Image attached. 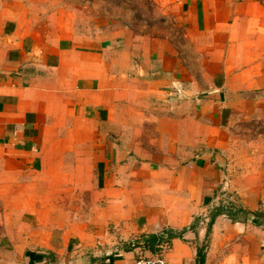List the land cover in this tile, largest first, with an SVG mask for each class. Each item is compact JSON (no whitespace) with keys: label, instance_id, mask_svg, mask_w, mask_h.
<instances>
[{"label":"crops","instance_id":"obj_1","mask_svg":"<svg viewBox=\"0 0 264 264\" xmlns=\"http://www.w3.org/2000/svg\"><path fill=\"white\" fill-rule=\"evenodd\" d=\"M44 1L0 0V264H264V216L207 237L264 213V0Z\"/></svg>","mask_w":264,"mask_h":264},{"label":"rangeland","instance_id":"obj_2","mask_svg":"<svg viewBox=\"0 0 264 264\" xmlns=\"http://www.w3.org/2000/svg\"><path fill=\"white\" fill-rule=\"evenodd\" d=\"M43 3L56 8L61 5L73 7L82 16L88 18L90 25H97L100 28L106 25L115 27L117 23L119 25L133 23L134 25L142 24L143 27L150 30L154 25L160 24V20L153 17L152 5L148 0H47ZM251 129L253 131L250 132V135L246 133L242 137L261 139L262 146L254 149L256 152L264 154V123L256 124V127H251ZM225 206H229V204ZM260 214L261 217L264 216V213L260 212ZM249 216L251 215L240 216L239 220H247Z\"/></svg>","mask_w":264,"mask_h":264},{"label":"trees","instance_id":"obj_3","mask_svg":"<svg viewBox=\"0 0 264 264\" xmlns=\"http://www.w3.org/2000/svg\"><path fill=\"white\" fill-rule=\"evenodd\" d=\"M227 215L232 221H238L240 216H244V215H254L255 217H261L260 212H249L246 209H244L241 206L235 205V204H229V206H222L220 208H217L216 210H214L211 214L210 217V222H209V226H208V235L207 237L210 235L211 233V229L213 226V223L215 222V219L219 216V215ZM173 236H177L175 235H171V237ZM155 241H149L146 243V245H151L153 244ZM205 246L202 248H198V253H197V264H205V259H206V255H205Z\"/></svg>","mask_w":264,"mask_h":264},{"label":"built area","instance_id":"obj_4","mask_svg":"<svg viewBox=\"0 0 264 264\" xmlns=\"http://www.w3.org/2000/svg\"><path fill=\"white\" fill-rule=\"evenodd\" d=\"M134 264H169L168 261L160 256H152V257H140L135 260Z\"/></svg>","mask_w":264,"mask_h":264},{"label":"water","instance_id":"obj_5","mask_svg":"<svg viewBox=\"0 0 264 264\" xmlns=\"http://www.w3.org/2000/svg\"><path fill=\"white\" fill-rule=\"evenodd\" d=\"M154 238H155L154 236L148 237V238H146V239L144 240V242H146V241H148V240H152V239H154Z\"/></svg>","mask_w":264,"mask_h":264}]
</instances>
